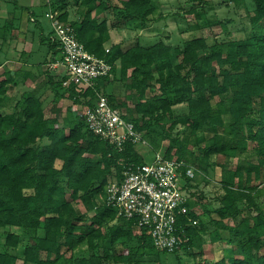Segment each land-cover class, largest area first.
<instances>
[{"label":"trees","instance_id":"1","mask_svg":"<svg viewBox=\"0 0 264 264\" xmlns=\"http://www.w3.org/2000/svg\"><path fill=\"white\" fill-rule=\"evenodd\" d=\"M4 1L28 9L16 0ZM205 1L186 3L191 4L187 13L195 17L191 29H226L233 20L208 18L204 8L197 7ZM230 1L246 10L241 38L215 39L210 44L205 37H193L183 47L164 41L144 46L137 40L125 49L113 44L109 52L105 43L110 29L128 24L147 27L159 0L44 3L73 26L89 52L107 59L113 70L84 94L76 93L73 86L65 88V76L49 75L52 103L63 98L72 101L63 119L60 108L53 107L54 116L46 114L50 90H26L17 100L9 95L15 76L25 82L30 71H7L0 78V230L4 235L0 264H18L20 258L22 264H168L171 256L183 264L180 251L196 258L192 264H264V0H250L251 11L246 0ZM70 5L74 19L69 18ZM9 19L0 23L4 24L0 32L11 33L13 17ZM8 41L0 48L2 54ZM41 43L48 50L36 65H47L40 73L47 76L61 46L54 31ZM114 82L130 91L127 98L135 101L133 108L106 91ZM96 91L125 109L124 117L136 130L153 136L154 128L162 129L153 138L155 149L168 139L165 156L196 165L195 178L199 169L222 172L217 216L208 221L193 210L198 202L185 193L193 179L184 174L181 185L187 211L177 219L183 242L174 252L156 249L150 230L140 228L136 220L119 217L116 209L106 205L108 184L120 182L127 167L146 160L137 144L128 142L120 150L96 136L83 115L78 117L76 106L95 105ZM181 104L186 112L177 114L174 107ZM6 107L11 111L6 112ZM232 156L239 160L228 168ZM77 203L84 205V212ZM208 242L218 244V257L213 260L204 257L203 245ZM19 247L21 254L16 253Z\"/></svg>","mask_w":264,"mask_h":264},{"label":"rangeland","instance_id":"2","mask_svg":"<svg viewBox=\"0 0 264 264\" xmlns=\"http://www.w3.org/2000/svg\"><path fill=\"white\" fill-rule=\"evenodd\" d=\"M47 0H16L18 5H22L25 7H32L37 19L40 20L42 29L45 30V35H47L50 31H52L51 22L49 21V18L47 16L48 8L44 5V3ZM74 1V0H72ZM160 4L158 7V11L152 16V21L148 24L145 28L136 29V27L133 26V24H128L126 27H120V28H114L113 32V38L107 43L106 46L110 48L113 43H121L123 44L124 48H127L131 45H133L137 40L140 41V43L144 46H150L153 44H156L159 41H164L167 44H170L173 47H183L184 42L187 39H191L193 37H205L207 38L208 42L211 44L216 40H223L229 37H237L241 38L244 31V26L247 23V16H246V10L243 6H240L238 8H235V5L230 0H206L204 3L199 4L201 8H204L205 15L210 19H219V20H233L232 23L227 24V28L223 29L221 26H215L212 28H204V29H191V24L195 23V17L193 14L187 13V10L190 8V3L186 4L189 0H159ZM246 2L249 4L250 0H246ZM5 5L7 6V10L5 9ZM250 6V4H249ZM253 7L250 6L249 9L251 11ZM8 12V13H7ZM12 12V13H11ZM12 14L16 16H23L24 20V27L22 34H19L16 38H14V30H11V33H4L0 32V48L2 47L4 41L9 38L11 41H8V44L4 45L5 54L2 55L0 52V78H3V73L10 71V68H13L12 70H16L20 64H17V62H20V60H23V55L21 53L23 52L21 46L25 45L26 49L30 50L31 42H33L32 36L35 35L36 42H34L32 48H36L30 56L29 60L31 63H36L41 60H43V56L46 55L48 50V45L46 43H41L42 35L41 31L34 25L32 21L29 22V24L26 22L25 18L29 16L28 13H24L22 9L16 8L12 3L7 4L4 0H0V17H11ZM28 14V15H27ZM22 17V19H23ZM21 18V17H20ZM108 18L111 21H113V17L111 14L108 15ZM3 23V22H1ZM21 20H18L16 25L19 27L21 24ZM3 25L0 26L3 30ZM27 28V29H26ZM27 30V31H26ZM31 31V32H30ZM24 33V34H23ZM6 34V35H4ZM4 35V36H2ZM21 35V36H20ZM13 38V39H12ZM24 43V44H23ZM27 50H25L27 52ZM59 55V54H58ZM6 60H9L8 64H6ZM17 61V62H16ZM5 62V64H4ZM21 67V66H20ZM18 68V70L20 69ZM47 65L45 66V68ZM42 69H39L41 72ZM32 75H30L29 79H27L25 82H22V78H19L18 76H15L16 79V85H10L9 86V95L15 98L17 100L22 96V94L27 90L30 89H37V90H50V85L48 83L49 75L53 76H60L59 72H55L58 69H51L49 71V74L46 76L38 77L37 70L30 69ZM40 75V74H39ZM52 90L48 91L47 94L49 95V98L46 102V114L47 116L51 117L54 116V108H60L62 110L61 112V119H63L66 114L67 110L70 106H72V101L69 99H59L56 104L52 103V99L54 96V93L51 92ZM106 91L108 93L115 94L120 101H127V104L130 108H133L135 101L133 99H128L127 95L130 93L120 82H114L111 85H109L106 88ZM46 93V92H45ZM151 93H148V96ZM217 99L213 100V103L215 105ZM14 104V103H13ZM8 107V106H7ZM5 108L4 110L6 112H10L11 109ZM175 112L177 114L185 113L186 112V105H176ZM78 117L82 116L84 113V107L76 106ZM121 111L126 114L125 109H121ZM169 124L167 123L166 127L168 128ZM179 130H182L183 127L181 125L178 126ZM154 134L153 136H150L147 132H143L144 137V143L138 144L137 148L140 151V153L144 156L145 160L147 162H150L156 152H162L165 153L169 140L168 139H162L161 137L157 136V140H161V145L159 148L155 149L153 138L158 134V132H161L160 128L156 127L153 129ZM201 134L209 137L212 135L209 131H203ZM146 135V136H145ZM253 147V144L250 143V148ZM198 154V153H197ZM239 157H230L227 161L228 168H233L237 163ZM196 166V165H194ZM221 170L219 168H209V169H199L198 172H196V180L193 181H199L200 183H203V191L200 194H204L206 199L212 200L209 204H212L213 206H217V200L215 197L218 195L219 192H221V185L219 183V178L221 176ZM264 197V196H263ZM77 207L84 212L85 208L84 205L81 203L76 204ZM213 217H216L215 215H212ZM205 216L203 219L205 221L210 220L212 217ZM229 222V221H227ZM230 223H232L230 221ZM3 231L0 230V242H4V235L2 233ZM223 236H226L227 233L223 232ZM217 243L208 242L203 245L204 249V257L205 259L213 260L215 257H218L217 254ZM222 247H227L225 244H221ZM84 248V246H83ZM195 252H198V249L194 250ZM21 248L16 251L17 254H21ZM179 256L183 260V264H192L194 262V259L192 256H189L185 254L183 251H180ZM18 264H22L21 258L18 262ZM168 264H179L178 261H176L172 256L170 257Z\"/></svg>","mask_w":264,"mask_h":264},{"label":"built area","instance_id":"3","mask_svg":"<svg viewBox=\"0 0 264 264\" xmlns=\"http://www.w3.org/2000/svg\"><path fill=\"white\" fill-rule=\"evenodd\" d=\"M47 16L61 46V57L50 64L51 69L62 68L66 77L63 86H73L78 94L95 89L100 79L111 74L113 65L89 52L77 39L73 26L59 19L58 12L49 11ZM83 118L96 136L120 150L128 142H145L143 132L100 92L96 91L95 105L84 109ZM184 174L193 179L195 167L156 152L150 162L127 167L123 180L108 184L106 205L116 209L119 217L136 220L140 228L150 230L156 249L174 252L183 242L177 219L187 211V196L181 185Z\"/></svg>","mask_w":264,"mask_h":264},{"label":"crops","instance_id":"4","mask_svg":"<svg viewBox=\"0 0 264 264\" xmlns=\"http://www.w3.org/2000/svg\"><path fill=\"white\" fill-rule=\"evenodd\" d=\"M71 2H72V0H70ZM28 9H25L24 10V13H28L29 14V11H31V12H33V16L31 15V17H30V14H29V16L27 17V18H25V20H26V22L29 24V22L30 21H32L33 23H34V25L41 31V35L42 36H47V35H49L50 33H52V31H53V29H52V31H50L47 35H45V30L44 29H42V26H41V22H40V20L39 19H37V16H36V14H35V12H34V10H33V8L30 6V7H27ZM5 9L7 10V6L5 5ZM8 11V10H7ZM68 11L70 12V14H69V18L70 19H74L76 16L74 15V7L72 6V5H70L69 6V8H68ZM47 12H49V10L47 11ZM8 13V12H7ZM27 14V15H28ZM24 16V15H23ZM22 15L21 16H16V17H14L13 15L11 16V17H13V19H12V21H13V24H12V26L14 25V27L12 28V31L14 32V38H16L19 34H22V31H23V27H24V22L22 21V20H24V17H23ZM10 16L8 17H5V18H2V17H0V23L1 22H4V21H6V20H8L9 18H11ZM21 17V18H20ZM22 17H23V19H22ZM10 20V19H9ZM18 20H21V25L19 26V27H17V26H15L16 25V23H17V21ZM27 29V28H26ZM27 31V30H26ZM31 32V31H30ZM113 32H114V28H112V29H110V39L105 43V47L106 48H108V46H106L107 45V43L113 38ZM24 34V33H23ZM53 35V34H52ZM21 36V35H20ZM36 38L37 37H35V35L33 34V36H32V39H33V42H31V45H30V50H29V52H28V50L25 48L26 46L25 45H22L21 46V48H22V50H23V52L21 53V55H23V60H20V62H17V64H20V69H26V70H28V71H30V74L32 75V73H31V70L30 69H33V70H37V75L36 76H38V77H41V72H39L40 70L39 69H41V68H44V69H42V71L43 70H45V67L43 66H39V65H36L38 62H36V63H31L30 62V60H29V58H30V56H32V54H33V52H34V50L36 49V48H32V46H33V44H34V42H36ZM24 44V43H23ZM113 44H119V43H113ZM112 44V45H113ZM121 44V43H120ZM121 46L124 48V46H123V44H121ZM125 49V48H124ZM25 50H27V52L25 51ZM3 55V54H2ZM45 56V55H44ZM44 56H43V58H44ZM61 57V52L59 53V55H57V58L59 59ZM9 60H6L5 62H6V64H8L9 62H8ZM42 61V60H41ZM5 62H4V64H5ZM40 62V61H39ZM18 67V68H19ZM18 68L16 69V70H12L13 68H10V71H17L18 70ZM19 69V70H20ZM55 72H59V74H60V76L62 77V76H65L64 74V70L62 69V68H59L57 71H55ZM40 74V75H39ZM42 76H44V74H42ZM65 99H67V98H63L62 100H65ZM153 159V158H152ZM195 179V177L193 178V180ZM191 181V187H185V193H186V195L187 196H189L190 198H191V200L192 201H194V202H198L197 203V205H195L194 207H193V210L195 211V212H197L198 214H201V215H205V216H208V217H210V216H212V215H215V212H214V210L217 208V206L215 205V206H213L212 204H210L209 206L207 205V203L209 204L212 200H209V199H206L205 198V195L204 194H200L202 191H203V189H202V187H203V183H200L198 180L197 181ZM196 180V179H195ZM217 197H215V199H216ZM217 205H218V202H217ZM213 217V216H212Z\"/></svg>","mask_w":264,"mask_h":264}]
</instances>
